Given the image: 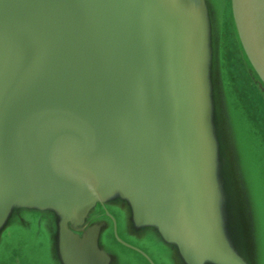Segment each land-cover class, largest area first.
<instances>
[{
	"label": "water",
	"instance_id": "obj_1",
	"mask_svg": "<svg viewBox=\"0 0 264 264\" xmlns=\"http://www.w3.org/2000/svg\"><path fill=\"white\" fill-rule=\"evenodd\" d=\"M213 4L0 0V235L23 232L30 218L50 227L57 264H118L104 240L125 221L177 264H264L253 175L264 187V162L235 136L222 155L213 121L222 113L218 129H233L222 67L264 155L251 102L264 110V0H225L220 40ZM178 37L190 54L199 148L189 92L177 88Z\"/></svg>",
	"mask_w": 264,
	"mask_h": 264
},
{
	"label": "rangeland",
	"instance_id": "obj_2",
	"mask_svg": "<svg viewBox=\"0 0 264 264\" xmlns=\"http://www.w3.org/2000/svg\"><path fill=\"white\" fill-rule=\"evenodd\" d=\"M225 0H211V3H214V11L215 14L211 13V22L213 24L214 29H219L218 38L220 40V23L222 22L221 11L223 10V4ZM227 2V0H226ZM212 7V6H211ZM212 11V10H211ZM213 29V28H212ZM177 44L176 47H172V54L173 51L175 53L174 59L175 64L177 65L178 69L177 72L181 79L184 80L182 83H178L177 88L184 94L185 89L187 88L190 96V103H188V107H190L192 117L189 121V126H193V134L191 136L190 133V140H195V144L199 145L201 141V136L197 135L196 127L199 128L202 124L199 123V113L197 110V95L196 98L193 96V84L188 80L191 79L192 69H190L191 63L188 62L190 58L189 50L185 46V41H183L182 37L176 38ZM174 42V40H173ZM222 45V42L219 43ZM168 48V46H167ZM215 50L217 51V45L215 44ZM232 56H237L236 51L234 48L231 47ZM169 50V49H168ZM241 54V52H240ZM216 55H213L211 60L212 66L219 64L218 60L215 59ZM221 62V61H220ZM221 66V64H219ZM186 66V68H185ZM220 85H224L223 94L225 100L229 106L230 112H232V127L233 129L228 128L227 130H219L218 128L221 127L223 122V115L222 113L219 115L213 116L215 134H219L221 137V153L222 155L228 153L226 152V146L233 141V136H235V140L237 145L242 149L243 152L250 153L251 155L255 154L258 157L259 162H264V155L260 149V143L258 142L257 137L253 134V131L250 128V122L243 117V113L238 110L240 109L239 104L235 99V95L231 90L230 86H228L227 76L224 70L221 67V73L218 77ZM190 83V84H189ZM187 84L186 87L184 85ZM187 92V93H188ZM186 99V98H185ZM196 100L197 102H195ZM252 104L257 108V119L262 123L264 127V110L261 106L258 105V102L251 100ZM186 103V102H185ZM187 105V103H186ZM255 111V113H256ZM257 115V114H256ZM230 116V115H229ZM196 130V131H195ZM199 137V140H197ZM200 145L198 146V148ZM199 153V152H198ZM263 157V158H262ZM224 159V157H223ZM230 159V158H229ZM258 162V163H259ZM229 160H226V163L223 161V176L228 177L229 175ZM254 180H256V184L260 186L256 191L258 195L255 198L257 203V239H258V246L261 248L262 244L264 243V187L260 185L259 180L256 179L255 173ZM264 178V177H263ZM226 185L228 184V179H226ZM122 216L125 219V214L123 211L119 210ZM117 214L119 216V213ZM254 215V210L253 214ZM120 217V216H119ZM120 221V220H119ZM38 222V221H37ZM118 224V221H117ZM23 232L16 230V229H7L1 233L4 235L6 240L4 243L0 245V260H4L6 257L9 258L4 263L10 264L12 260L14 262L19 261V264H57V259L55 257V248L54 244L51 242V230L50 227L45 222H39V224H34V221L30 218L24 219L22 224ZM121 226H117V233L115 235L113 230V224L110 225L109 230L110 233L107 236V239L104 240V244L107 248H110L114 254H116L120 259L118 264H145L140 258L137 257V253L132 249L124 248L117 244V241L114 239L116 238L119 241L124 242L126 245H130L136 249L144 251L148 257H150L155 264H177L176 258L172 251H169L163 244L157 246V242H155L151 235L148 233H136L131 230L129 225L125 224V221ZM112 232V234H111ZM0 235V236H1ZM26 235V236H25ZM37 237V238H36ZM154 246V248L152 247ZM131 247V248H132ZM133 248V249H134ZM135 250V249H134ZM264 254V251H262Z\"/></svg>",
	"mask_w": 264,
	"mask_h": 264
}]
</instances>
